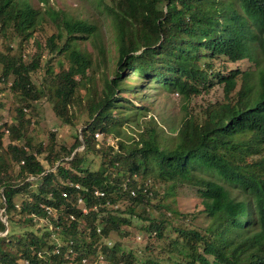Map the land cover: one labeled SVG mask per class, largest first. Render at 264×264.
<instances>
[{
    "label": "trees",
    "instance_id": "16d2710c",
    "mask_svg": "<svg viewBox=\"0 0 264 264\" xmlns=\"http://www.w3.org/2000/svg\"><path fill=\"white\" fill-rule=\"evenodd\" d=\"M41 1L44 11L31 0H0V81L10 82L13 95L6 111L0 100V208L7 218L0 264H264V0H100L116 68L98 94L79 88L94 63L81 42L88 39L103 62L109 50L101 28ZM49 22L56 32H45ZM245 60L254 68L238 67ZM126 69L182 97L178 128L157 129L149 117L136 124L138 138L121 140L132 113L147 110L120 95L132 88L145 98L142 85L124 83ZM216 86L219 98L189 108ZM45 98L55 117L79 125L72 142L57 131H48V145L29 135L34 104ZM78 100L82 109L74 113ZM108 136L118 139L117 149ZM151 178L167 190H153ZM182 186L201 199L209 218L202 230L177 226L181 216L169 202ZM150 203L158 218L146 216ZM134 219L146 222L147 239H158L142 248L143 260L110 240L126 236Z\"/></svg>",
    "mask_w": 264,
    "mask_h": 264
},
{
    "label": "rangeland",
    "instance_id": "374dc122",
    "mask_svg": "<svg viewBox=\"0 0 264 264\" xmlns=\"http://www.w3.org/2000/svg\"><path fill=\"white\" fill-rule=\"evenodd\" d=\"M31 1L36 8L40 9L41 11L45 10L44 3L41 0ZM49 1L55 11L61 10L67 12L68 15H73L75 18L85 19L90 23L94 22L101 28L104 35L103 42L105 45L107 44L109 51H107L105 54V60L103 62H97L98 59L96 47H94L88 39L81 42V48L86 49L92 54L94 63L92 70L89 71L87 75V81L84 84H81L79 87L82 91L90 86V88H93L96 93H99L105 87V80L114 79L115 76L113 75V72L116 68V51L114 47L113 34H110L111 30L109 28V22L107 20L106 13L103 9H101L102 3L99 2L100 0ZM47 20L49 21L48 18ZM43 26H45L44 30L46 33L49 30L56 32L55 25L52 22H49ZM260 60L261 65H263L264 56H262ZM236 66H238L237 63ZM238 67L248 70L254 68V63L250 62L249 60H245L243 64L239 65ZM135 74V71L126 69V71L122 73L123 81L125 83L132 79L133 83H136L140 86L142 85L143 87L141 92L144 94L145 98L139 100L136 97L137 95L133 93L132 88L130 94L127 95V93L122 92L120 95L129 98L130 101L133 102V104L137 107L140 104L144 105L147 110L141 112L144 114L143 116H141L140 113H132L131 117L126 121V123L123 124L124 134L120 136V138H122L121 140L130 142L127 140V138H138L139 129L136 124H138L140 120L142 121L144 119H148L149 117L154 119L157 129L162 128L168 130L170 127L175 129L178 128L183 115V110L181 109L182 104H184L182 97L177 94V92L170 93L160 86L148 85V81L144 82L143 79L135 78ZM39 78H41L40 75ZM9 85L10 82L8 81L6 83L0 81V100H2L5 104L4 111H6L8 106H10V102L12 101L13 97L10 92ZM236 88H239V84L236 86ZM220 90L221 87L216 86L210 95L197 96L196 99L193 100L189 105V108L192 109L194 105L198 108L203 106L204 99L219 98ZM79 102L80 101L78 100V103L73 104V108H71L74 113H79V111L82 109V104ZM33 109H37L38 115L37 117H32V120H35L36 123L34 122L32 125L29 135L31 134L34 136L35 141H41L42 139L45 145H48L50 139L48 131L50 130L52 132L57 131L61 138H64L68 142H72L74 134L76 135L80 131L78 130L79 125L77 123L74 125L65 124L62 120H59L57 117H55L51 111V105L47 98L42 99L41 101L34 104ZM35 110L31 111L30 109H26L25 112L30 117L31 114L35 115ZM83 119L84 118H82V120ZM97 134L98 136L95 134V139L102 141L103 135L100 133ZM117 141L118 139L114 138L113 136L105 137L106 144L114 146L116 149L117 147L115 143ZM83 148L84 147L81 146L77 148L75 152L81 151ZM67 159L68 158H65L64 160ZM248 160L252 159L248 158ZM93 162L96 164L93 169L97 170L101 168L102 164L98 157H93ZM59 163L60 161L57 162L55 166H57ZM121 176L122 175L120 174V177ZM147 181H149L148 185L151 186V188L155 191L157 190L158 192H162L167 190L166 184H161L152 178L147 179ZM152 182H154L155 185H152ZM174 193L175 202L170 201L169 203H171V207H174L181 216V221L176 222L178 224L177 226L181 228H194L199 230L205 228L209 222V218L207 214L203 212L201 199L196 195V193L192 189L185 186L177 187ZM1 208L3 209L4 207L2 206ZM107 209H110V207H107ZM147 210L149 213H146V216L158 218L159 214L155 210L154 204L150 203V205L147 206ZM145 226V221L134 219L132 220V225L130 227H124V230L127 233L126 236H119L116 233H112L110 240H118L124 246V253L127 254V252L130 251L133 256L143 260L146 254L142 252V248L148 244L155 245L158 243V239L154 236L147 239L148 234L144 230ZM17 233H19V230L16 231V234Z\"/></svg>",
    "mask_w": 264,
    "mask_h": 264
},
{
    "label": "clouds",
    "instance_id": "9594fccd",
    "mask_svg": "<svg viewBox=\"0 0 264 264\" xmlns=\"http://www.w3.org/2000/svg\"><path fill=\"white\" fill-rule=\"evenodd\" d=\"M81 140H82V138H81ZM70 185H71V186H74V188H75L77 191H79V190L81 189L79 184H70ZM75 185H78L79 187L76 188ZM79 198L82 199V197H79ZM79 198H77V204H79L80 206H82V207H81V212H82L83 214H87V213H88V209H87L86 206L83 205V204H84V200L82 199L83 202L78 203V199H79ZM93 208L96 209V206H94ZM3 209L5 210V207H4ZM51 209H52V208H51ZM1 210H2V208H1ZM1 210H0V211H1ZM52 210H53V212H54V209H52ZM83 210H85L86 212H83ZM5 213H6V211H5ZM5 216H6V215H5ZM69 217H70L71 220L74 219V216H73V215H70ZM71 217H73V218H71ZM45 223H47V225H48V227H49V225H50L49 221L47 220ZM3 224H4V223H3ZM4 225H5V224H4ZM55 228H57V227H55ZM55 228L52 227L51 230H53V229H55ZM49 230H50V229H49ZM51 230L49 231L50 238H51L54 242L56 241V246H60L59 243H58V240H57V236H56L55 234H53V233L51 232ZM6 232H7V218H6L5 230H4L3 232H0V235H5ZM97 232H100V229H97ZM108 243H110V242H108ZM56 251H57V250H56ZM38 256H39L40 258L44 257L42 253H39Z\"/></svg>",
    "mask_w": 264,
    "mask_h": 264
},
{
    "label": "built area",
    "instance_id": "2783aa9c",
    "mask_svg": "<svg viewBox=\"0 0 264 264\" xmlns=\"http://www.w3.org/2000/svg\"><path fill=\"white\" fill-rule=\"evenodd\" d=\"M75 187L78 188L79 186L78 185H75ZM95 194L96 195H99V193L97 191L95 192ZM62 195L63 196H66V192H63ZM81 202H83V200L79 198L78 199V203H81ZM45 209H46V211H47L48 214H50L51 212H53V210L50 207H46ZM83 212H86V211L83 210ZM71 218H73V217H71ZM0 221L6 225V216H5V210L4 209H2L0 211ZM49 229L50 230L52 229V226L51 225H49Z\"/></svg>",
    "mask_w": 264,
    "mask_h": 264
},
{
    "label": "water",
    "instance_id": "95a60500",
    "mask_svg": "<svg viewBox=\"0 0 264 264\" xmlns=\"http://www.w3.org/2000/svg\"><path fill=\"white\" fill-rule=\"evenodd\" d=\"M76 151V150H75Z\"/></svg>",
    "mask_w": 264,
    "mask_h": 264
}]
</instances>
